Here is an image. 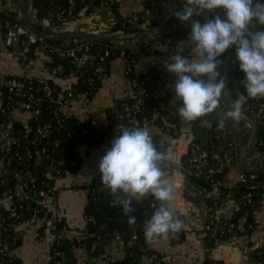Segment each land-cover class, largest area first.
Wrapping results in <instances>:
<instances>
[{
  "label": "built area",
  "instance_id": "1",
  "mask_svg": "<svg viewBox=\"0 0 264 264\" xmlns=\"http://www.w3.org/2000/svg\"><path fill=\"white\" fill-rule=\"evenodd\" d=\"M105 1L106 5L100 4L97 9L102 10L108 7L113 12L121 2V0ZM149 1L153 2L154 0ZM69 3V12H71L74 1L69 0ZM28 5L30 10L32 6L29 3ZM152 14L148 2L142 12L119 20L115 19L113 12L114 17L111 19V29L108 34L113 33L112 29L118 22L124 27H135L142 24V19H149ZM208 15L211 19V14ZM57 17H61V14L57 13ZM78 19L80 16L60 23L57 20L37 17L36 21H31L40 23L43 26L42 31L61 33L68 32L65 31L68 30L66 27L73 26V23ZM156 30L157 27L150 26L141 32H155ZM164 40L173 44L171 37ZM99 42L101 43L97 40L77 38L73 42L64 39L60 43H54L34 33L24 23L20 13L16 17L0 18V50L18 53L24 65L35 49L48 56L54 54L68 56L79 68H84L89 64L93 65V61L90 60L92 58L90 50ZM17 45H20L19 49ZM104 47H100L102 52L97 56L99 64L94 69L95 73L102 78L106 74L104 64L112 52L110 45ZM143 48L146 51H151L154 48L153 42L146 41ZM128 51V48L121 47L119 56L124 60ZM234 57L235 49L232 51L231 71L236 65ZM129 60V62L124 61L126 74L136 67V59L133 54ZM64 70L63 65L57 64L52 67L47 66V76L35 71H29L22 76H0V264H19L18 257L13 251L19 242L22 233L21 227L24 226H42L38 235L50 247L51 264H68L67 253L63 249L64 243L68 244L69 253L75 259L76 264H110L111 261L124 257L128 247L139 248L138 264H164L163 257L153 248L154 242H146L144 237L141 239L137 231H133L126 237L115 225L111 231V239L102 244L97 230L91 229V226L97 224L94 213L84 210L82 221L78 226L69 227L65 226L62 215L55 214L48 209L49 198L55 197L61 191L58 181L68 172L77 169L80 161L78 157L80 149L96 144L95 137L89 134L87 127H82L79 138L77 137L73 144H68V148H66L67 144H64L66 146L62 145L58 136L53 135V124L60 130L66 126V120L74 117L67 106L76 98L88 99L91 96L89 95L90 91H78L74 87L75 85L59 87L55 82L53 84L51 80L60 77ZM149 72L142 73L143 77L140 80L138 78L131 79L132 86L134 89L135 87L140 88V93L135 96L133 102H125L121 110L115 112L116 123L113 131L105 139V143L110 146L115 131L118 132L121 125L149 128L152 124H157L167 132L170 142L166 145L165 150L173 156V159L167 162L165 173L166 177L170 179L171 186L180 188L185 200L189 197L198 198L207 195L215 210L223 207L228 201L235 207L233 216L228 222L223 223L215 218L205 225L206 234H209L213 239V260L216 262L214 264L226 263L227 259L220 247V241L225 235L247 236L245 232L251 213L250 206L253 207L256 196L264 189V181L257 180L256 174H248L240 169L238 164L239 139L236 131L227 122L223 131L217 130L218 121L215 124V140H218L220 145L219 151L215 155L212 150L205 147L208 142H212L210 137L206 136V141L200 140L196 143L194 132L180 131L173 110L171 112L156 110L149 115L139 116L140 107L145 99L149 98L151 94L153 95V89L148 88L151 79ZM69 76H74L76 82L79 78L74 73ZM86 82L91 84L94 80L88 78ZM229 101L231 102L230 99ZM243 109L258 125L259 132L255 151L262 156L264 161V97L249 99ZM43 115H47V121L42 124L39 119ZM109 122L108 115L105 129L108 128ZM87 123L89 127L99 126L95 119ZM260 130H262V136H260ZM217 145L214 144V148ZM211 154L215 157L214 160H212ZM186 158L189 159L187 166L185 165ZM233 169L238 171L237 185L227 187L225 192L226 182L221 176ZM190 176L204 177L207 188L191 181ZM108 193L109 203L114 211L113 216L108 217V220L115 223L122 222L125 215L121 207L114 206L116 198L104 188L100 179L86 185L85 208L89 206L92 210H97L98 203ZM158 206V201L153 198L148 206L149 215ZM143 207V205L134 207V212ZM147 208H144V211ZM236 210H240L241 213L234 219ZM149 215L143 218V225L150 217ZM104 227L103 223L100 228L104 229ZM172 236L177 238L178 235ZM101 245L103 252H100ZM260 255L264 259L262 251H260Z\"/></svg>",
  "mask_w": 264,
  "mask_h": 264
},
{
  "label": "crops",
  "instance_id": "2",
  "mask_svg": "<svg viewBox=\"0 0 264 264\" xmlns=\"http://www.w3.org/2000/svg\"><path fill=\"white\" fill-rule=\"evenodd\" d=\"M148 1L121 0L118 7L113 11L115 19L119 20L134 13L142 12ZM0 9L19 13L18 0H0ZM30 10L35 20H37L35 10L31 7ZM113 12L108 7L102 10L95 7L90 14L79 15L80 19L73 23V26L66 27L68 30L65 31L102 32L108 34L111 29V19L114 17ZM30 20L32 19L30 18ZM177 22L178 20L169 14L165 22V34L178 33L185 30L190 33L189 25L181 26ZM184 41L186 40H181L177 44L169 43L164 39L160 42H153L154 48L151 51H146L143 48L146 43L143 39L120 40L119 44L124 48H128L135 57V70L138 74L154 71L153 75H155L157 83L153 90V95L163 99V102L172 108L179 123L180 131L186 133L194 132L195 136L197 134L200 135L203 142V140L206 141L204 129L215 125L218 119L223 116L222 105L216 112L194 122H186L178 115L180 102L174 98V91L172 90L175 77L166 72L164 61L169 59L177 48L181 46L180 43ZM185 51L184 54L188 55V50L186 49ZM47 61L48 55L36 51L34 56H29L28 62L24 65L18 53L0 50V76H22L29 71H35L47 76ZM106 66L105 77L97 92L88 99L84 97L76 98L67 106V109L79 123H87L92 119L97 120L98 129H105L108 121V112L116 102L133 98L137 95L131 80L126 74L124 60L121 57H113ZM54 82L59 87H66L73 86L76 79L74 76H67L65 78H55ZM226 122L231 125L230 119ZM241 128L244 134L249 131L246 123H242ZM148 129L157 145L164 146L169 144V134L159 125L152 124ZM237 136L240 142L241 134L237 133ZM109 147L105 143V139H103L100 143L80 149V155H78L80 161L77 169L68 172L58 181L61 191L55 197L49 198L47 207L55 214L63 216L65 226H78L82 221L86 204V185L100 179L97 164ZM252 161L251 166L259 165ZM164 170L166 171V169ZM237 177V170L233 169L227 172L225 176L226 187H235L237 185ZM172 188L176 197L173 212L183 221V227L179 232L169 233L168 238L155 241L153 243L154 250L163 257L164 264H206V261L209 264L216 263L213 260L214 249L213 247L211 249L208 247L205 225L208 221L215 218L223 223L228 222L233 216L235 207L228 201L223 207L215 210L210 207L206 195L198 198L189 197L185 200L180 188L176 186ZM256 200L258 205H253V229L245 237L233 234L222 239L220 247L224 251V257L227 262H218L217 264H264V259L260 255V251L264 253V193ZM41 228L42 226L21 227L22 233L13 251L18 257L19 264H51L50 247L38 235ZM174 234L178 235L177 238H173L172 235ZM250 248L252 249L251 251Z\"/></svg>",
  "mask_w": 264,
  "mask_h": 264
},
{
  "label": "clouds",
  "instance_id": "3",
  "mask_svg": "<svg viewBox=\"0 0 264 264\" xmlns=\"http://www.w3.org/2000/svg\"><path fill=\"white\" fill-rule=\"evenodd\" d=\"M204 13L212 18L203 24L193 19ZM170 14L191 29L183 46L164 61L166 72L175 77L172 90L182 120L194 122L221 107L227 82L220 57L235 49L245 92L237 93L229 111L218 119L217 130L223 131L228 119H240L249 99L264 97V0H183L182 7ZM172 159L154 143L146 126L121 125L97 164L102 185L116 198L114 206L121 207L128 224L137 222L132 215L135 201L151 195L159 202L143 225L149 243L183 227L173 212L176 197L164 170Z\"/></svg>",
  "mask_w": 264,
  "mask_h": 264
},
{
  "label": "trees",
  "instance_id": "4",
  "mask_svg": "<svg viewBox=\"0 0 264 264\" xmlns=\"http://www.w3.org/2000/svg\"><path fill=\"white\" fill-rule=\"evenodd\" d=\"M74 4L71 7V12H69V8H70V3L69 0H28V3L32 6V8H34L36 10V15L39 19H43V18H49L52 21L57 20L58 22H63L64 20H69L72 19L76 16H79V14H90L93 9L95 7H98L100 4H105L106 5V1L105 0H73ZM172 4H178V5H182L183 4V0H154L153 2L148 1V6L151 7L152 9V15L149 17V19H142L141 22L142 24L137 25L135 27H124L121 25L120 22H118L114 28L112 29V32H116L119 30H123L125 32H141L144 31L146 29V27H158V18L159 15L161 14V12L167 8L168 6L172 5ZM115 10V9H114ZM57 13L61 14V17H57ZM18 13L16 11H9L6 9H0V18L4 19L7 17H16ZM212 18V16H211ZM140 22V23H141ZM35 26L37 28H39L40 30L43 29V26L40 23L35 22L34 23ZM188 30H185L183 32H178V33H172V34H165L163 36V39L169 38L171 37L173 40V44H177L179 41L181 40H187L188 36L190 33L187 32ZM162 39V40H163ZM50 42H54V43H60L61 40H49ZM71 42L74 41V39L70 40ZM120 41H111V42H99L95 45V47H93L90 50L91 56L92 58L90 60L93 61V65L89 64L87 66H85L84 68H79L75 63L72 62L71 58L68 56H60L59 54L56 55H49L48 56V61L46 62V65L48 67H52L54 65H63L65 70L63 72V74L60 77H56L58 78H65L66 76H69L71 73L77 74L79 76L77 82H75V88L78 91H90L89 95H94L97 90L99 89V87L101 86L102 80L103 78L100 77L99 75H97L94 71L95 66H97V64H99V58H97V56H99V54H101L102 52V48H100L101 46L103 48H105V45H110L112 48V52L111 55L107 58L106 63L104 64L105 66L109 64V61L113 58V57H120V48L122 47L119 44ZM149 43V42H148ZM104 45V46H103ZM234 51V49H233ZM36 50L34 49L32 51V53L30 54V56H34ZM186 52V51H185ZM79 55H81V53H78ZM225 54H223L220 59L223 61ZM130 57L132 58V54L130 51H128V53L125 55L124 57V61H130ZM151 75V79L149 81V86L148 88L151 89H155L156 87V83H157V79L155 77V75H153L154 71H150L149 72ZM129 79H133V78H138L139 80L143 77V75L138 74L135 70V68H133V70H131V72H129L128 74ZM88 78H93L94 82L93 83H88L86 82V80ZM242 80H243V74L239 71L238 69V65H235L234 70L230 71V74L227 78V94L226 96L228 97V99L231 100V102H233V100L236 98L237 93H244L245 89L243 87L242 84ZM51 82L53 83L54 80H51ZM54 84V83H53ZM135 91L136 93H140V88L135 87ZM135 100V97L133 98H128V99H123V100H119L118 102H116V104L112 107V109L108 112L109 114V126L107 129H98V127H89L88 123H78L76 118H70L68 120H66L65 124L66 126H64L63 128H61L60 130H58L57 126L55 124H53L52 126V130H53V135L58 136L61 139V143L62 145L67 144L68 148V144H73L74 142H76L75 139H77V137L79 138V134L80 132H82V127L85 128H89V134L91 136L95 137L96 143H100L101 140L103 139H107L108 136L110 135V133L113 131L115 123H116V118H115V112H118L121 110L122 105L126 102L131 103ZM156 110H163L165 112H171L172 108L169 107V105H166L164 102L162 103H155L152 102L149 98H146L143 105L140 107V111H139V116H143V115H149L152 112L156 111ZM79 127L81 128L79 130ZM215 134H216V126L213 125L210 128H206L204 129V135L207 136L208 138L210 137V141L212 142H208L207 145L205 147H207L210 151L213 150L214 148V144H218L219 141L215 140ZM262 130H260V136H262ZM201 137L200 135L197 134L196 138H195V142L198 143L200 142ZM212 144V145H211ZM66 146V145H64ZM158 147H160L161 150H165L166 145H157ZM70 155V154H69ZM211 158L212 160L215 159V157L213 156V154H211ZM225 174H223L221 177L223 179H225ZM257 180L260 181H264V174H259L257 176H255ZM190 180L193 182L198 183L201 187L207 188V183L205 181L204 177L201 176H190ZM243 188V187H241ZM227 187H224V191H227ZM238 193V192H237ZM264 193V189L260 191V193L256 196V199H258L261 194ZM207 196V195H206ZM153 199V197L150 195L148 197L143 198L142 200L139 201H135L132 204V207H138L139 205H143V208H139L137 209L136 212H133L132 215H134L136 217V223L135 224H128L127 221V217H125V219L122 222L119 223H115L112 220H108V217H112L114 214V211L112 209V207L110 206L109 203V193L105 194L103 200H101L98 203L97 206V210H92L89 206L85 208V211L87 210V212H91L94 213L96 219H97V224L91 226L92 230H97L98 235H100L101 237V243L105 244L107 243L110 239H111V231L113 229V227L115 225H117L119 227V229L122 231V233L125 234L126 237H128L130 234L133 233V231H137L140 235V238L143 239L144 237V233H143V223L142 220L144 217L149 215V203L150 201ZM207 200L209 202L210 207L212 208V203L209 200V197L207 196ZM148 207V208H147ZM144 208H147L146 211H144ZM213 209V208H212ZM250 216L248 218V227L246 230V234L248 235L251 230L253 229V224H254V218H253V207L250 206ZM153 211H151L152 214ZM241 213L240 210H236L235 214H234V219L239 216V214ZM150 216V215H149ZM104 223L105 227L104 229L100 228V226ZM230 237L228 236H224L222 237L227 238ZM206 239L208 242V247L209 249H211L213 247V239L210 238L209 234H206ZM63 249L66 251V255L68 258V264H76L75 263V259L72 257V255L69 253V246L67 243L63 244ZM139 254H140V250L138 247H128L126 249V254L124 257L120 258V259H115L113 261H111L110 264H138V258H139ZM206 264H209V262L206 261Z\"/></svg>",
  "mask_w": 264,
  "mask_h": 264
},
{
  "label": "water",
  "instance_id": "5",
  "mask_svg": "<svg viewBox=\"0 0 264 264\" xmlns=\"http://www.w3.org/2000/svg\"><path fill=\"white\" fill-rule=\"evenodd\" d=\"M182 6L178 4H172L165 8L158 18V27L155 32H113L110 34H104L102 32L95 33H84V32H61V33H50L40 30L35 26V24L29 18V5L27 0H18V9L19 13L22 16L24 23L37 35L42 36L48 40H64V39H77V38H85L92 39L101 42H111V41H120V40H132V39H143L145 41L156 42L163 38L165 35V22L167 16L170 14L172 9L179 10ZM194 20H198L201 24L206 22V19H210L207 13L202 14L200 17H194ZM17 48H20V45H17ZM233 48H229L225 52V56L223 59V64L220 69L222 77L227 81V78L231 71V57H232ZM105 70H107V66H105ZM149 99L155 103H162L163 99L157 98L152 94L149 96ZM231 102L228 100L225 95L222 99V112H228L231 106ZM47 121V115H43L40 119V123H45ZM230 124L234 128V130L241 134V139L239 142V157L238 164L242 171L248 174H264V161L260 154L255 151V146L258 138V125L256 121L244 111L239 120H231ZM246 123L248 125L249 131L247 133H243L241 124ZM81 128L79 127V130ZM220 145L218 144L215 148H213V154H217L219 151ZM251 160L255 164H259L258 166H251ZM189 159H185V165H188ZM254 206L258 205V201L255 200ZM100 251L103 252V246H100Z\"/></svg>",
  "mask_w": 264,
  "mask_h": 264
},
{
  "label": "rangeland",
  "instance_id": "6",
  "mask_svg": "<svg viewBox=\"0 0 264 264\" xmlns=\"http://www.w3.org/2000/svg\"><path fill=\"white\" fill-rule=\"evenodd\" d=\"M29 16H30V18H31L33 21H36L35 18H34V15H33V13H32L31 10H30V12H29ZM177 24H179V25H181V26L186 25V24H181L180 21H178ZM68 40L70 41V39H68Z\"/></svg>",
  "mask_w": 264,
  "mask_h": 264
}]
</instances>
